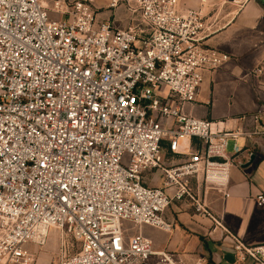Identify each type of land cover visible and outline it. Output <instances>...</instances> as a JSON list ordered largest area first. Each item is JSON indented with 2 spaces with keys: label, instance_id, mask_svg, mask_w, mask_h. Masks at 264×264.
I'll use <instances>...</instances> for the list:
<instances>
[{
  "label": "built area",
  "instance_id": "1",
  "mask_svg": "<svg viewBox=\"0 0 264 264\" xmlns=\"http://www.w3.org/2000/svg\"><path fill=\"white\" fill-rule=\"evenodd\" d=\"M249 1L110 0L121 28L95 0H0V264H38L52 228L80 244L60 264H187L140 228L170 232L173 201L210 215L198 188L229 196L239 139L264 134L261 112L248 130L187 109L230 59L208 44L220 8ZM234 249L264 264V245Z\"/></svg>",
  "mask_w": 264,
  "mask_h": 264
},
{
  "label": "crops",
  "instance_id": "2",
  "mask_svg": "<svg viewBox=\"0 0 264 264\" xmlns=\"http://www.w3.org/2000/svg\"><path fill=\"white\" fill-rule=\"evenodd\" d=\"M44 2L52 7L51 0ZM109 2L95 0L98 20H111L117 27H127L131 13L126 5L113 9ZM230 6L232 4L220 8L221 14L226 15V24L208 40L210 47L229 54L230 59L219 69L204 72L197 103L187 109L199 118L226 120L229 128L254 130L258 124L252 117L258 112L264 115V0H250L239 11L236 6ZM259 69L261 72L256 71ZM223 82L251 89L246 109L239 108L228 115H219L221 117L213 115L217 99L214 89ZM243 115L249 116L248 121L239 119ZM239 143L242 151L231 169L230 195L225 197L214 187L200 185L196 190L210 215L197 212L188 199L173 201L165 215L174 227L170 232L160 230L171 233L178 227L183 235L174 232L169 238L153 239L144 232L155 249L170 251L187 264H204L206 256L218 264H260L250 257L240 260L234 246L236 239L248 246L264 245V205H258L257 200L258 195L264 194V134L242 136ZM155 175L157 179L160 177L158 173ZM148 178L151 177L147 175L146 180ZM162 182L158 185L162 186ZM202 236L205 243L200 240ZM34 250L37 255L39 248L34 246Z\"/></svg>",
  "mask_w": 264,
  "mask_h": 264
},
{
  "label": "rangeland",
  "instance_id": "3",
  "mask_svg": "<svg viewBox=\"0 0 264 264\" xmlns=\"http://www.w3.org/2000/svg\"><path fill=\"white\" fill-rule=\"evenodd\" d=\"M46 1L50 2V0H46ZM232 7L233 5L230 6V8ZM206 94L207 92L205 91L204 95ZM214 97H216L217 99L214 101L213 115L216 116L228 115V113L237 111V109L239 108L246 109L249 106L251 99V89L249 88V90H247V88L243 86L240 87L238 86L236 88V87H232L230 83L228 84L226 82H223L220 84L219 88L214 89ZM231 150H232V141L230 142V147L228 151L231 152ZM147 175L151 177L150 179L148 178L146 180L147 184L151 183L154 185H158L160 182H162V177L160 176V174L157 176V177L160 176L158 179L156 178V175L154 176L151 174H147ZM171 223L172 225L174 224L173 222ZM140 229L142 233L145 232L146 235H148L151 238L153 237V239L154 237L166 238L167 236L169 238L170 236H172L174 232L178 233L179 235H183V232L178 227H176L174 232L172 231L171 233L163 232L159 228L149 225H142ZM200 240L203 243L206 242L203 236L200 238ZM79 246H80L79 242L76 241L73 236H71L70 234L68 235L63 234L59 230L52 228L50 230L47 243L39 248L38 254L36 255L38 264H60L64 256H68L75 253L79 249ZM205 258L206 261L204 262V264H210L209 262L210 257L206 256ZM213 264H218V263H215L213 261Z\"/></svg>",
  "mask_w": 264,
  "mask_h": 264
},
{
  "label": "trees",
  "instance_id": "4",
  "mask_svg": "<svg viewBox=\"0 0 264 264\" xmlns=\"http://www.w3.org/2000/svg\"><path fill=\"white\" fill-rule=\"evenodd\" d=\"M209 262H210V264H211V263L213 264V260H212L211 258L209 259Z\"/></svg>",
  "mask_w": 264,
  "mask_h": 264
},
{
  "label": "water",
  "instance_id": "5",
  "mask_svg": "<svg viewBox=\"0 0 264 264\" xmlns=\"http://www.w3.org/2000/svg\"><path fill=\"white\" fill-rule=\"evenodd\" d=\"M253 158H254V156L251 157V159H253Z\"/></svg>",
  "mask_w": 264,
  "mask_h": 264
},
{
  "label": "bare ground",
  "instance_id": "6",
  "mask_svg": "<svg viewBox=\"0 0 264 264\" xmlns=\"http://www.w3.org/2000/svg\"><path fill=\"white\" fill-rule=\"evenodd\" d=\"M50 233V232H49Z\"/></svg>",
  "mask_w": 264,
  "mask_h": 264
}]
</instances>
